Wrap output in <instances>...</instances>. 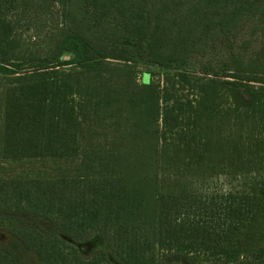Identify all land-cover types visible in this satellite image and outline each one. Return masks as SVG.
Listing matches in <instances>:
<instances>
[{"label": "trees", "instance_id": "obj_1", "mask_svg": "<svg viewBox=\"0 0 264 264\" xmlns=\"http://www.w3.org/2000/svg\"><path fill=\"white\" fill-rule=\"evenodd\" d=\"M49 1L53 53L22 60L0 0V232L39 264H111L81 254L99 241L122 264H264V51L185 69L264 23V0ZM0 264L16 261L0 249Z\"/></svg>", "mask_w": 264, "mask_h": 264}, {"label": "rangeland", "instance_id": "obj_2", "mask_svg": "<svg viewBox=\"0 0 264 264\" xmlns=\"http://www.w3.org/2000/svg\"><path fill=\"white\" fill-rule=\"evenodd\" d=\"M3 8L2 16L11 22L12 26L9 46L14 48L17 56L22 60H27L32 56H49L53 53L54 40L60 25L61 4L55 1L47 2V0H7ZM263 51L264 23L260 17H246L233 32L210 40L207 49L205 46L201 53L193 54L185 69L199 78H206V65L208 70H214L213 74H220L228 70L233 55H237L245 62H250ZM140 68L143 70L144 66L141 65ZM159 80L162 84V78ZM251 84L260 86L256 83ZM186 94L188 98L193 97L191 92H186ZM16 165L4 164L3 168H5L6 174L12 175L14 173L12 170L22 168ZM41 165V168L54 169L52 165ZM23 166L27 167V165ZM223 180L227 183L226 179ZM27 220L32 225L41 228L49 236H62L51 223L43 218L31 217ZM98 243L99 246L91 244L94 251L90 254L81 252L86 260H90L102 248L107 253L111 264H122L120 258L107 247L106 241ZM0 249L8 253L16 261V264H39L36 254L8 233L0 232ZM205 261L206 255L198 260L200 263L196 264H206L203 263ZM249 262L253 264L255 261L249 259ZM213 263L217 264L214 261ZM186 264L194 263L187 262Z\"/></svg>", "mask_w": 264, "mask_h": 264}]
</instances>
